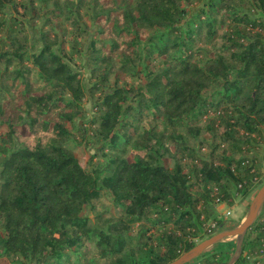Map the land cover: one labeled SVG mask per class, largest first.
Here are the masks:
<instances>
[{
  "label": "trees",
  "instance_id": "obj_1",
  "mask_svg": "<svg viewBox=\"0 0 264 264\" xmlns=\"http://www.w3.org/2000/svg\"><path fill=\"white\" fill-rule=\"evenodd\" d=\"M39 1L0 0V61L22 85L5 103L0 77V250L23 264H71L86 241L95 251L83 262L168 264L208 222L224 226L209 212L216 198L230 206L264 182V0H88L87 20L85 0H64L78 31L67 41L41 32L32 51L23 17L4 14ZM87 35L98 94L83 123L105 158L93 169L73 152L85 86L65 60ZM115 66L137 83L109 86ZM102 189L121 213L106 229L87 227L81 212ZM232 249L218 243L190 264H226ZM233 264H264V209Z\"/></svg>",
  "mask_w": 264,
  "mask_h": 264
},
{
  "label": "rangeland",
  "instance_id": "obj_2",
  "mask_svg": "<svg viewBox=\"0 0 264 264\" xmlns=\"http://www.w3.org/2000/svg\"><path fill=\"white\" fill-rule=\"evenodd\" d=\"M18 1V0H15ZM64 0H44V1H39L36 2L34 5L38 7L35 13V11L28 7L26 10V13L23 12L22 7L18 8V11L12 10V8L7 5L6 13L4 14V17L9 18L10 15L13 16H19L23 17L24 19V27L25 30L24 32L26 33V36L28 38L27 44L28 45H33L34 47L30 48L32 51H37L40 49L42 46V42L40 39L41 32L44 31H49L50 36L55 37L58 40H65L67 41L68 39H71L73 35L78 31L76 28V23L73 22V20H65V13L67 12V8L63 5ZM120 1V0H117ZM84 4V9H83V19L87 20L88 18V13L89 11L88 5H92L90 1L85 0L83 2ZM22 12L24 13L23 15H19V13ZM72 19L79 21L78 18L72 17ZM8 22V21H7ZM82 33H84L82 31ZM94 38H97V35H93ZM87 38H89V35L87 37H79L78 42H74V49L82 51L80 55H77L73 53V55H66L65 60L68 61L70 66L74 69L80 72V77L83 80V84L85 86V94L82 98L81 101V112L80 115L75 119L74 122V128H71V140L73 144L76 146L74 148V154L77 157L80 165L85 168V169H93L95 166H98L101 164V162H105V158L102 156V152L97 149L98 143L95 142V139L92 137V130H90V125L89 124H84V121H88L91 117L92 110H93V105L97 97V92L95 91V94L93 95L91 92H89V88L91 86V73L89 70V67L86 63L85 60V51H86V46L88 43ZM55 48L57 47V44L54 46ZM66 50L70 49L69 44L65 45ZM27 63V62H25ZM12 67H14L13 64H10L8 66V69L10 70ZM5 63L3 61H0V77L5 76V82H6V89L2 93L4 102L8 103L11 101V99L14 97V93L11 89H9L12 85L18 86L19 88L22 87V85H19L18 81H12V77H8L7 73L5 71ZM35 67H33L30 75V81H34L33 79V73L35 72ZM4 72V74L1 75V73ZM132 79L129 77H126L125 75L121 74L119 71H117V66L114 67L113 73L110 75V81L108 82L109 86H121L125 85L126 87H130L132 84H136L137 81L132 83ZM14 86V87H15ZM31 89L34 92L41 93L40 90V85L36 82H33L31 85ZM22 129V128H21ZM83 129H86V132L84 136H81V133H83ZM23 130V129H22ZM6 131L5 125H0V135H3L4 132ZM201 137L208 138L209 136L206 133H201ZM94 139V141H93ZM93 141V142H92ZM2 141L0 140V146H1ZM16 143V141L14 142ZM203 150L202 152H206L207 148L203 144ZM260 155V153H259ZM1 157V153H0ZM1 161V160H0ZM164 163L167 166H172L173 160L171 158H165ZM259 165H262L261 163ZM1 167V166H0ZM253 198V197H252ZM238 200L236 198L234 202ZM240 201H237V203ZM233 204V203H232ZM232 204L229 206L226 205V208H220L219 210L217 209L216 205L214 204V207L212 204H210V208L214 210H210V215L211 217H216L217 219H220L221 221L224 222V226L219 230H226L233 228L237 225H239V220L235 218L234 214V209L231 208ZM249 206V204H248ZM248 206L246 208V212L248 209ZM264 209V205L261 208L262 212ZM232 211L231 214H226V211ZM121 213V206H118L114 204L111 201V194L108 189H102L100 190L99 194L94 197L88 205L84 207V209L81 212L82 216H86L88 219V225L87 227H97V228H105L107 227V224L114 219H116ZM214 213V214H213ZM1 224H2V218L0 217V234H1ZM137 223H134L130 228L129 234L136 233L138 231ZM138 233V232H137ZM209 236H202V238L195 239V245L198 243L202 242L204 239H206ZM221 241H233V249H232V254L235 249V242H236V237L235 236H230L227 238H224L223 240L218 241V243H221ZM235 241V242H234ZM86 245L84 248H79L84 254H79L81 255L79 260H76V255L71 256V264H96L93 261H84L85 258H88L89 256L91 257L93 254V251H95L94 246L92 245L93 243L86 242L84 241L83 243ZM215 244L209 246L208 248L205 249L204 253H207L210 249H212ZM218 245V244H217ZM231 254V255H232ZM78 255V257H79ZM201 255V254H200ZM199 256L195 257L194 259L198 258ZM231 257V256H230ZM82 259V260H81ZM193 260L189 261L188 263L185 264H190L192 263ZM95 260V259H94ZM20 258L18 259H13L12 255L10 254H4L0 250V264H23ZM97 264L99 263L98 260Z\"/></svg>",
  "mask_w": 264,
  "mask_h": 264
},
{
  "label": "water",
  "instance_id": "obj_3",
  "mask_svg": "<svg viewBox=\"0 0 264 264\" xmlns=\"http://www.w3.org/2000/svg\"><path fill=\"white\" fill-rule=\"evenodd\" d=\"M264 205V182L255 191L253 198L251 199L246 215L244 219L239 223V225L226 229L217 231L210 235L202 242L198 243L188 251L181 254L179 257L174 259L168 264H185L193 260L195 257L202 254L206 248L217 243L224 238L235 236V249L231 257L226 264H233L235 260L239 257L242 252V243L247 230L253 225L258 215L260 214L261 208Z\"/></svg>",
  "mask_w": 264,
  "mask_h": 264
},
{
  "label": "crops",
  "instance_id": "obj_4",
  "mask_svg": "<svg viewBox=\"0 0 264 264\" xmlns=\"http://www.w3.org/2000/svg\"><path fill=\"white\" fill-rule=\"evenodd\" d=\"M259 158L261 159L262 156L259 155ZM255 192L248 194L245 197H236L238 198V200H236L233 204L232 207L234 209V214H235V218L239 220L238 223H240L245 215H246V208L248 206V204L250 203L253 195ZM237 201H240L237 203ZM217 209L219 210L220 208H226V205L221 204V205H216ZM230 207V206H229ZM232 213V211L230 212V214ZM225 242H229V243H233V241H221V243H225ZM235 242V241H234ZM218 242L215 243V247L217 246Z\"/></svg>",
  "mask_w": 264,
  "mask_h": 264
},
{
  "label": "built area",
  "instance_id": "obj_5",
  "mask_svg": "<svg viewBox=\"0 0 264 264\" xmlns=\"http://www.w3.org/2000/svg\"><path fill=\"white\" fill-rule=\"evenodd\" d=\"M263 183V182H262ZM262 183H260V178H255L254 179V182H253V184L254 185H258V187H257V189L259 188V186L262 184ZM256 189V190H257ZM255 190V191H256ZM215 203H216V205H221V204H224L225 205V203H223V202H221V201H219V199L218 198H216L215 199ZM226 214H230V211H226ZM215 221H213V220H211L210 222H208L207 223V225H206V227H205V234L207 235V236H210V235H212V234H214L215 232H216V230L214 229L215 228Z\"/></svg>",
  "mask_w": 264,
  "mask_h": 264
}]
</instances>
